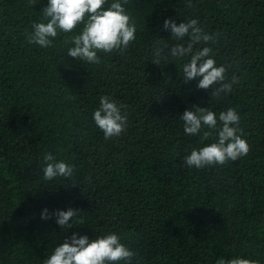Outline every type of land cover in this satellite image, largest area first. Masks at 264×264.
Returning a JSON list of instances; mask_svg holds the SVG:
<instances>
[{
  "label": "trees",
  "instance_id": "trees-1",
  "mask_svg": "<svg viewBox=\"0 0 264 264\" xmlns=\"http://www.w3.org/2000/svg\"><path fill=\"white\" fill-rule=\"evenodd\" d=\"M45 3L0 0V264H43L72 231L106 230L118 231L140 264L237 255L264 264V0H128L137 39L98 66L67 55L69 34L46 49L27 43ZM166 17H198L220 33L217 63L240 78L231 93L214 98L185 82L180 62L167 58ZM156 41L167 44L159 63ZM102 94L128 113L127 130L109 140L90 118ZM197 105L239 111L247 156L184 165L199 137L184 134L179 115ZM45 150L74 163L72 180L41 179ZM44 206L78 209L80 223L63 231L39 218Z\"/></svg>",
  "mask_w": 264,
  "mask_h": 264
},
{
  "label": "clouds",
  "instance_id": "clouds-1",
  "mask_svg": "<svg viewBox=\"0 0 264 264\" xmlns=\"http://www.w3.org/2000/svg\"><path fill=\"white\" fill-rule=\"evenodd\" d=\"M128 0H46L39 11L40 20L33 21L27 34L29 45L46 49L54 46L57 37L69 34L65 49L68 56L86 66H98L105 54L125 53L137 39V23L128 10ZM162 27L168 29L174 43L166 42L152 50L159 63L161 49L167 47V58L180 62L185 82L196 80V87L210 90L214 98L226 96L238 86L240 78L217 63L214 45L220 36L209 31L198 17H185L179 23L166 17ZM185 37L187 38L185 40ZM64 51V53H65ZM63 53V55H64ZM105 140L119 137L127 130L128 113L124 104L111 94H102L90 116ZM185 135L199 137L196 146L184 155L188 169H205L223 165L247 156L250 144L243 135L241 116L234 107L216 112L210 107L185 108L179 115ZM41 179L45 182L72 180L74 163L53 151L39 157ZM80 210L73 207L41 208V220H53L63 231L80 223ZM35 215V214H34ZM137 251L129 246L118 231L106 230L90 238L86 233L72 231L56 243L43 259V264H140ZM214 264H257L246 256L218 257Z\"/></svg>",
  "mask_w": 264,
  "mask_h": 264
}]
</instances>
